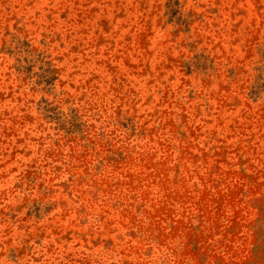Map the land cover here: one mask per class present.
I'll return each mask as SVG.
<instances>
[{"label": "rangeland", "instance_id": "obj_1", "mask_svg": "<svg viewBox=\"0 0 264 264\" xmlns=\"http://www.w3.org/2000/svg\"><path fill=\"white\" fill-rule=\"evenodd\" d=\"M0 264H264V0H0Z\"/></svg>", "mask_w": 264, "mask_h": 264}]
</instances>
